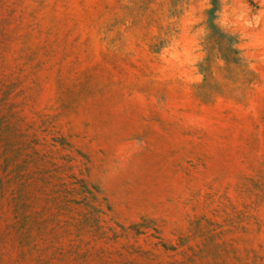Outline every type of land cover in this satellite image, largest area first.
Here are the masks:
<instances>
[{"label": "rangeland", "instance_id": "rangeland-1", "mask_svg": "<svg viewBox=\"0 0 264 264\" xmlns=\"http://www.w3.org/2000/svg\"><path fill=\"white\" fill-rule=\"evenodd\" d=\"M212 7L0 0V264H264V0Z\"/></svg>", "mask_w": 264, "mask_h": 264}, {"label": "trees", "instance_id": "trees-1", "mask_svg": "<svg viewBox=\"0 0 264 264\" xmlns=\"http://www.w3.org/2000/svg\"><path fill=\"white\" fill-rule=\"evenodd\" d=\"M215 2H216V0H212L213 7L208 10L209 13H211L212 11H214ZM235 51H238V50L235 49Z\"/></svg>", "mask_w": 264, "mask_h": 264}]
</instances>
